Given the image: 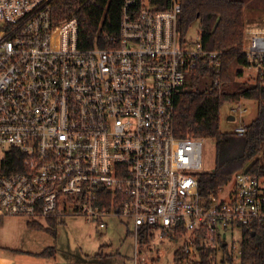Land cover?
<instances>
[{
  "label": "built area",
  "instance_id": "1",
  "mask_svg": "<svg viewBox=\"0 0 264 264\" xmlns=\"http://www.w3.org/2000/svg\"><path fill=\"white\" fill-rule=\"evenodd\" d=\"M52 1L0 0V219L81 215L102 230L115 216L135 247L156 231L191 261L210 250L239 264L244 230L264 225V176L237 171L200 194L205 138L177 137L174 107L207 53L181 36L178 0H122L117 34L91 48Z\"/></svg>",
  "mask_w": 264,
  "mask_h": 264
},
{
  "label": "trees",
  "instance_id": "2",
  "mask_svg": "<svg viewBox=\"0 0 264 264\" xmlns=\"http://www.w3.org/2000/svg\"><path fill=\"white\" fill-rule=\"evenodd\" d=\"M247 0H178L182 11L178 30L185 36L190 26L198 21L199 36L207 56L187 77V88L182 90L174 107V130L179 138L188 135L213 139L215 161L211 172L198 176L202 196L215 194L227 184L237 171L264 176V55L251 59L245 51L244 9ZM158 9L167 7L168 0H150ZM52 14L56 19L75 17L79 25V45L83 48L103 46L105 35H116L119 30L122 0H53ZM215 54V57L210 56ZM258 68L253 84L233 82L243 75L242 68ZM240 67L232 75L233 69ZM217 81V84L215 82ZM242 99L256 103V117L238 136L220 130V110L226 104H238ZM29 227L44 229L39 224ZM49 230V229H47ZM148 241L140 234V244ZM199 261H191L181 250H176L172 264H212L210 250H201ZM36 255L53 256L47 249ZM99 264H113L97 255ZM222 264H234L228 257ZM239 264H264V225L245 229Z\"/></svg>",
  "mask_w": 264,
  "mask_h": 264
},
{
  "label": "rangeland",
  "instance_id": "3",
  "mask_svg": "<svg viewBox=\"0 0 264 264\" xmlns=\"http://www.w3.org/2000/svg\"><path fill=\"white\" fill-rule=\"evenodd\" d=\"M257 1L255 3L260 10L255 11L257 14L255 21L264 25V0ZM249 21V14L246 11L245 26ZM199 32V23L195 21L190 26L186 39L197 41ZM255 34L264 33L260 31L246 34L244 45L246 52L249 51L251 38ZM239 68L235 67L232 75ZM241 70L243 75L233 76V82L253 84L256 81L258 72L256 66ZM232 109L236 111L233 112ZM256 113V103L253 100L242 99L238 104L226 103L220 110V130L232 132L237 126H245L256 117ZM231 117L234 119L230 120ZM215 154L214 140L205 139L202 151L203 172L213 170ZM38 222L44 229L29 227V220L22 217L0 219V256L13 259L15 264H99L97 255L113 264H172L174 253L179 247L178 242L160 238L159 232L156 231L147 242L135 247L132 221L115 216L105 218L106 228L102 230L96 224L88 223L81 215H66L56 220L40 219ZM47 249L54 251L52 257L36 255ZM222 260L214 258L212 264H222Z\"/></svg>",
  "mask_w": 264,
  "mask_h": 264
},
{
  "label": "crops",
  "instance_id": "4",
  "mask_svg": "<svg viewBox=\"0 0 264 264\" xmlns=\"http://www.w3.org/2000/svg\"><path fill=\"white\" fill-rule=\"evenodd\" d=\"M255 1L257 0H247L246 1V7L244 9L245 10L244 12L248 11L250 21L248 25L246 24L245 26L246 28L245 36L246 34H253L256 32L264 31V25H262L260 22L258 23L255 21L256 15H257L255 11L260 10L259 6H257ZM243 17H244V14H243ZM0 264H15V261L11 258L0 256Z\"/></svg>",
  "mask_w": 264,
  "mask_h": 264
},
{
  "label": "water",
  "instance_id": "5",
  "mask_svg": "<svg viewBox=\"0 0 264 264\" xmlns=\"http://www.w3.org/2000/svg\"><path fill=\"white\" fill-rule=\"evenodd\" d=\"M233 119H234L233 117L230 118V120H233Z\"/></svg>",
  "mask_w": 264,
  "mask_h": 264
},
{
  "label": "bare ground",
  "instance_id": "6",
  "mask_svg": "<svg viewBox=\"0 0 264 264\" xmlns=\"http://www.w3.org/2000/svg\"><path fill=\"white\" fill-rule=\"evenodd\" d=\"M262 47H264V43H262Z\"/></svg>",
  "mask_w": 264,
  "mask_h": 264
}]
</instances>
